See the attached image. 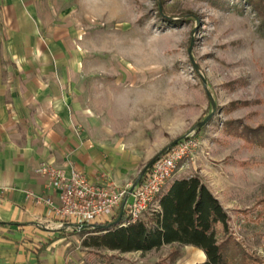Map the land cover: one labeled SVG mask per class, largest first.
Returning a JSON list of instances; mask_svg holds the SVG:
<instances>
[{
    "label": "rangeland",
    "instance_id": "374dc122",
    "mask_svg": "<svg viewBox=\"0 0 264 264\" xmlns=\"http://www.w3.org/2000/svg\"><path fill=\"white\" fill-rule=\"evenodd\" d=\"M27 1L56 58L45 67L65 72L70 92L103 111L113 145L137 155L123 187L165 147L191 137L194 157L169 184L199 175L230 215L228 231L215 227L219 243L238 244L230 264H264V146L241 133L264 125V24L250 0ZM135 110L137 119L120 115ZM67 234L69 264H171L173 252V264L201 260L190 245L120 253L84 247L72 228Z\"/></svg>",
    "mask_w": 264,
    "mask_h": 264
},
{
    "label": "crops",
    "instance_id": "0c3cea01",
    "mask_svg": "<svg viewBox=\"0 0 264 264\" xmlns=\"http://www.w3.org/2000/svg\"><path fill=\"white\" fill-rule=\"evenodd\" d=\"M42 30L27 0H0V222L8 223L0 224V264H69L72 227L51 213L62 191L38 173L42 162L123 187L132 179L130 158H137L113 145L101 129L103 111L70 92L65 72L45 67L56 58ZM120 115L137 119L139 112Z\"/></svg>",
    "mask_w": 264,
    "mask_h": 264
},
{
    "label": "trees",
    "instance_id": "16d2710c",
    "mask_svg": "<svg viewBox=\"0 0 264 264\" xmlns=\"http://www.w3.org/2000/svg\"><path fill=\"white\" fill-rule=\"evenodd\" d=\"M250 3L259 11L264 24L263 2L250 0ZM235 131L239 133L237 128ZM241 131L247 141L264 146V125L255 129L246 127ZM172 147L168 145L160 153ZM151 167L142 177L141 172L134 184L141 182ZM158 206V209L148 210L141 218L127 225H122L127 219L126 211L122 209L110 222L82 225L83 246L120 253H144L164 245H190L202 249L206 255L205 261L195 264H230L238 256V244L233 245L230 240L223 243L218 241L215 227L220 223L228 231L230 215L199 175L171 182L159 195ZM170 257L173 264L178 253L173 252Z\"/></svg>",
    "mask_w": 264,
    "mask_h": 264
},
{
    "label": "built area",
    "instance_id": "2783aa9c",
    "mask_svg": "<svg viewBox=\"0 0 264 264\" xmlns=\"http://www.w3.org/2000/svg\"><path fill=\"white\" fill-rule=\"evenodd\" d=\"M196 146L191 137L183 139L160 155L141 182L123 188L110 182L92 181L75 166L65 170L44 161L37 171L51 186L62 191L61 205L51 208V213L62 220L61 227L80 232L82 225L110 222L120 209L126 211L127 219L122 225H127L148 210L159 208V195L176 176L179 164L194 157ZM47 203L53 205L50 199Z\"/></svg>",
    "mask_w": 264,
    "mask_h": 264
},
{
    "label": "water",
    "instance_id": "95a60500",
    "mask_svg": "<svg viewBox=\"0 0 264 264\" xmlns=\"http://www.w3.org/2000/svg\"><path fill=\"white\" fill-rule=\"evenodd\" d=\"M208 95H209V98L211 99V102H212V105H213V109H214V111H215V110H216V104H215V102H214V100H213V98H212V96H211V93H210L209 91H208ZM214 111H213V112H212V113H211V114H210L205 120H203L202 122H200V123L197 125V127H198V128H201V127H203L204 125H206L207 122L211 119V117H212ZM178 142H179V139H178V140H175L174 142H172V143L170 144V146L172 147V146L176 145ZM160 155H161V153L157 154L154 158H152V159L150 160L149 164H147L146 167L143 169L142 174H141V177H142L143 174L147 171V169L149 168V166H150V165H153V164L156 162V160L160 157ZM120 220H121V217H120L116 222L118 223V222H120Z\"/></svg>",
    "mask_w": 264,
    "mask_h": 264
}]
</instances>
